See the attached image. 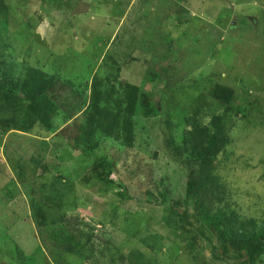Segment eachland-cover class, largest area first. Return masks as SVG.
Segmentation results:
<instances>
[{"label": "rangeland", "instance_id": "374dc122", "mask_svg": "<svg viewBox=\"0 0 264 264\" xmlns=\"http://www.w3.org/2000/svg\"><path fill=\"white\" fill-rule=\"evenodd\" d=\"M32 4V14L16 3L1 19L0 87L19 80L15 95L21 98L26 70L33 69L89 96L93 80L109 78L138 87L160 109L148 118L136 113L131 149L100 137L87 152L77 135L85 107L66 131L70 122L57 120L53 133L32 124L21 107L13 115L0 108V120L14 122L4 132L0 126V264H127L119 257L133 250L156 263L242 264L215 252L206 239L212 238L202 237L195 222L186 227L173 213L174 204L184 202L190 171L176 156L182 131L177 122L211 83L234 90L232 111H218L230 144L214 176L242 216L264 220V0ZM52 188L69 202L67 221L94 237L84 257L66 254L59 225L51 232L36 229L33 210L45 205ZM51 236L59 237L58 245ZM187 239L194 250L185 248Z\"/></svg>", "mask_w": 264, "mask_h": 264}, {"label": "trees", "instance_id": "16d2710c", "mask_svg": "<svg viewBox=\"0 0 264 264\" xmlns=\"http://www.w3.org/2000/svg\"><path fill=\"white\" fill-rule=\"evenodd\" d=\"M42 1L0 0V27L6 30V24L1 19L8 14L14 4L24 7L22 9L29 6L26 11L32 14L34 13L30 10L32 3H42ZM26 77L28 80L22 82L21 98H16L17 95H15L18 93L19 80H16L14 85L0 87V94L4 96L3 100H6L2 101L4 103L0 105V108L6 109L5 113L13 115L21 107L25 110L28 119L32 120L30 121L32 124H39L44 131L53 133L51 127L57 120L70 122L66 131L72 127L71 121L77 119L75 115L85 107L86 114L83 116L82 126L79 127L81 130L77 135L80 136L78 143L87 152L97 147L98 143L95 141H98L100 137L120 140L124 148L131 149L134 138L133 118L136 113L141 111V115L148 118L157 115L160 109L152 97L141 93L138 87L121 81L112 84L111 81L115 82L116 79L107 78L105 81L107 89L103 91L105 82L93 80L89 96H87L71 82H64L65 85L59 83V85L54 82V78L47 79L45 75L33 69L26 70ZM194 84L191 86L194 87ZM196 88L199 89L197 85ZM234 95L233 89L219 83H211L204 91H198L196 97L191 100L187 112L182 119H179L181 122H177L182 131L181 146L176 151V156L179 160L184 159L190 171L184 202L174 204L172 208L175 210L173 213L176 219L181 224L193 227L195 222L197 226L195 229L202 237L212 238L206 239L215 252L220 249L226 255L240 259L242 264L261 263V259L264 258V220L242 216L241 211L231 199L228 187L218 182L214 176L219 163L218 157L230 144L227 136L223 134L222 115L218 114V111L223 109V113L231 112L230 104ZM209 110H211V116H202ZM13 123L12 118H1V131L9 130ZM168 124L165 123L167 127L170 125ZM75 141H73L74 144ZM74 144L73 147H75ZM100 162L106 163L103 158H100ZM105 165L110 167L108 164ZM52 191L45 205L35 207L33 210L32 220L36 229L44 233L49 232L50 229L55 230L53 228L59 225L60 237L68 242L66 254L84 257L85 247L94 237L92 234H83L74 228L76 226L73 222L67 221L64 209H67L69 202H65V195L62 192L58 194L54 188ZM145 195L149 196L150 191L145 192ZM183 204V207L180 206ZM188 210H191L190 218L193 222L190 221ZM199 226H203V230L200 231ZM51 238V243L58 245L59 241L56 243V240H59V237L51 236ZM184 241L186 249L194 250L192 240ZM145 243L147 244L143 241V244ZM153 246L150 245V249L153 250ZM155 248L160 250L158 246ZM119 260L127 264H165L161 260L156 263L139 250L130 251L125 257L121 255Z\"/></svg>", "mask_w": 264, "mask_h": 264}]
</instances>
